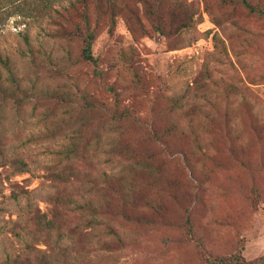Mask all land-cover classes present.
I'll return each instance as SVG.
<instances>
[{
  "label": "rangeland",
  "instance_id": "obj_1",
  "mask_svg": "<svg viewBox=\"0 0 264 264\" xmlns=\"http://www.w3.org/2000/svg\"><path fill=\"white\" fill-rule=\"evenodd\" d=\"M68 1L61 0L56 7L66 6ZM176 4L196 7L193 24L176 38H163L129 30L132 20L127 9L140 15L143 6L139 0H101L104 13L92 47V54L98 59L96 67L81 61L78 41L53 37L47 18L21 19V25L15 17L4 26L0 52L8 57L13 74L30 96L21 109L6 107L0 113V181H4L0 196V264H12L16 256H25L26 244L30 242L13 226L19 205L25 201L15 203L8 197L7 179L19 183L29 179L33 204L46 212L47 204L39 202L50 189L43 176L48 167L62 158L60 153L67 143L65 135L43 138L60 117H66L60 111L52 115L57 110L42 99L48 95L70 96L74 105L82 104L85 97L94 107L99 103L112 106L113 97L107 86L113 84L121 103L129 104L144 120H149L151 108L165 105L158 101L159 97L182 98L183 110L191 111H179L177 118L182 122L186 117L198 128L212 127L218 121L214 108L222 112L226 109L236 128L234 135L253 143L251 158L255 166V134L243 101L247 100L264 119V19L256 20L240 9L231 12L224 0H174L164 7ZM207 9L215 15L214 21ZM214 35L220 37L221 48L215 47ZM182 43L190 44L176 48ZM7 75L0 66V78L5 80ZM201 75L204 79L199 83ZM200 110L207 111L213 123L199 116ZM204 138L213 139V135L205 134ZM258 155L257 152V158ZM14 159L27 163L30 174L11 176L8 163ZM195 161L203 167L210 166L206 158ZM2 163L7 165L2 167ZM99 163L100 169H108L102 161ZM231 165L227 157L226 170L207 169L203 183L194 181L187 170L184 172L182 181L191 201L188 215L192 234L188 228L147 227L140 235L127 230L124 237L136 239L137 243L108 253L111 257L107 263L207 264L205 259L210 256L240 257L245 264H264V204L255 206L251 200L255 185L264 197V167L257 173L255 183L254 168L252 174L231 169ZM167 204L168 211L183 223V210ZM95 241L92 255L102 253Z\"/></svg>",
  "mask_w": 264,
  "mask_h": 264
},
{
  "label": "trees",
  "instance_id": "obj_2",
  "mask_svg": "<svg viewBox=\"0 0 264 264\" xmlns=\"http://www.w3.org/2000/svg\"><path fill=\"white\" fill-rule=\"evenodd\" d=\"M169 1L174 0H139L143 6L140 15L127 9L129 20H132L129 30H138L147 36L154 33L163 38H176L191 27L197 9L193 4L165 8ZM60 2L0 0V32L11 18H19L21 25L24 19L47 18L53 27V37L78 41L81 61L96 67L98 59L93 56L92 47L104 13L101 0H69L66 6L56 7ZM224 3L231 12L240 9L256 20L264 19V0H224ZM207 10L214 21L212 10ZM213 41L215 47L221 48L219 36L214 35ZM189 44L182 43L176 48ZM0 66L8 74L5 80L0 78V113L6 107L19 110L29 98V92L23 89L11 70L8 57L1 52ZM203 79L201 75L199 83ZM107 90L113 97L112 106L99 103L94 107L85 97L82 104L74 105L70 96L60 93L42 98L57 110L52 115L58 111L66 115L60 117L55 128L43 138L50 140L56 135H65L67 143L60 153L62 158L48 167L43 176L50 189L39 202L47 204L46 212L33 204L29 179L20 183L7 179L8 197L15 203L25 201L19 205L13 226L30 238L26 244L27 254L16 256L12 264H108L111 257L108 253L137 243L136 239L131 241L124 237L127 230L140 235L147 227L188 228L187 232L192 234L188 215L191 201L186 183L182 181L186 170L194 181L203 183L207 169H227L228 157L231 169L239 168L252 174L255 171L256 183L257 173L264 167V119H260L247 100L243 101V107L255 134V166L251 158L254 145L234 135L236 128L228 110L222 112L214 108L218 121L212 127L198 128L186 117L182 122L177 118L179 111H191L183 110L182 98L159 97L158 101L162 100L165 105L161 109L151 108L149 120H144L129 104L121 103L113 84L108 85ZM207 113L198 111L207 123H213ZM205 134L213 135L214 140L204 138ZM0 158H3L1 148ZM197 158L208 159L210 166L197 164ZM99 161L108 169H100ZM8 164L11 176L30 174L29 165L22 160L14 159ZM6 165L2 163L1 166ZM1 181L0 196H3L4 181ZM251 200L255 206L264 204V197L256 185ZM167 203L183 210L186 215L183 223L168 211ZM94 240L102 253L91 254L95 250ZM205 262L245 264L240 257L207 256Z\"/></svg>",
  "mask_w": 264,
  "mask_h": 264
}]
</instances>
